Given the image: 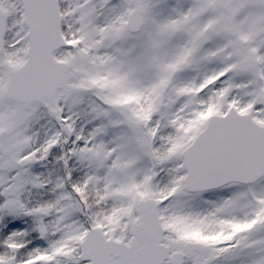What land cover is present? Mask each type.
<instances>
[{
  "label": "snow or ice",
  "instance_id": "obj_1",
  "mask_svg": "<svg viewBox=\"0 0 264 264\" xmlns=\"http://www.w3.org/2000/svg\"><path fill=\"white\" fill-rule=\"evenodd\" d=\"M0 264H264V0H0Z\"/></svg>",
  "mask_w": 264,
  "mask_h": 264
}]
</instances>
